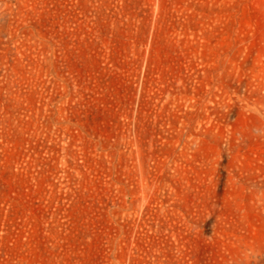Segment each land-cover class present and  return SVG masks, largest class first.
<instances>
[{
  "label": "rangeland",
  "instance_id": "rangeland-1",
  "mask_svg": "<svg viewBox=\"0 0 264 264\" xmlns=\"http://www.w3.org/2000/svg\"><path fill=\"white\" fill-rule=\"evenodd\" d=\"M0 264H264V0H0Z\"/></svg>",
  "mask_w": 264,
  "mask_h": 264
}]
</instances>
